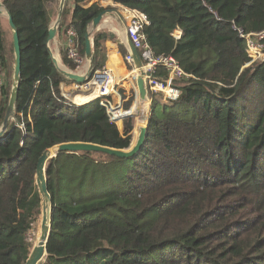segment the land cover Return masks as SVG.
I'll use <instances>...</instances> for the list:
<instances>
[{
	"label": "trees",
	"instance_id": "trees-1",
	"mask_svg": "<svg viewBox=\"0 0 264 264\" xmlns=\"http://www.w3.org/2000/svg\"><path fill=\"white\" fill-rule=\"evenodd\" d=\"M0 1L21 51L20 124L0 138V264H24L34 246L28 232L41 214L38 157L64 142L125 149L133 118L120 129L93 95L72 102L61 95L60 82L73 81L58 72L47 46L60 0ZM86 1L66 0L57 27L82 56L87 27L105 9L83 7ZM114 1L144 13L153 52L173 55L193 77L176 80L180 98L164 116L149 106L145 142L132 157L79 151L48 159L51 224L39 264H264V63L246 65L238 33L264 29V0ZM10 36L0 18V123L12 87ZM111 38L93 32L95 64L105 61ZM133 100L130 94L124 108ZM131 113L138 125L137 100Z\"/></svg>",
	"mask_w": 264,
	"mask_h": 264
},
{
	"label": "built area",
	"instance_id": "built-area-1",
	"mask_svg": "<svg viewBox=\"0 0 264 264\" xmlns=\"http://www.w3.org/2000/svg\"><path fill=\"white\" fill-rule=\"evenodd\" d=\"M124 7V6H123ZM122 8V7H121ZM129 12V19L126 26L127 37L131 39L133 45L138 51L142 61L141 69L144 73L148 101L150 106L155 96L158 97L154 110H158L162 116L165 109L176 104L180 98V88L176 84V80L187 79L193 75L185 72L180 66L177 59L171 54H155L150 47L143 28L148 24L147 17L144 13L137 10H132L124 7ZM68 35L73 36V29H68ZM180 30L176 31V37H179ZM239 36L245 40V51L249 57L246 64L251 65L257 61L264 62V29L244 33L238 31ZM67 58L71 60L76 70L85 62L84 56L80 54L78 49L69 42L66 47ZM124 61L127 65H133L130 50L124 56ZM135 69V68H134ZM134 69L131 71L135 75ZM78 72V71H77ZM165 72V74H161ZM139 75H136V77ZM133 88L136 91L138 99V90L135 79L132 80ZM119 82L114 76L111 69L108 67H98L93 70L91 77L84 83H73V90L86 95H93V99H98L99 103L105 107L111 121L117 126L118 122L122 121L135 108V103L131 109H123L121 103H114L111 99L112 95L117 92ZM92 99V100H93ZM133 117V116H131ZM135 117V116H134ZM159 117V118H160ZM122 126V125H121Z\"/></svg>",
	"mask_w": 264,
	"mask_h": 264
},
{
	"label": "water",
	"instance_id": "water-1",
	"mask_svg": "<svg viewBox=\"0 0 264 264\" xmlns=\"http://www.w3.org/2000/svg\"><path fill=\"white\" fill-rule=\"evenodd\" d=\"M92 1V0H91ZM90 2V1H89ZM93 2V1H92ZM109 6H119L124 8L122 5L116 3L114 0H111ZM65 5V0H60L58 13L54 22L52 23L51 27L48 30V38H47V46L50 41H52L56 36L57 27L62 16L63 8ZM108 6V4L106 5ZM105 9L102 10L98 15L93 18L91 23L88 25L86 33H85V55L84 58L87 62L86 70L83 74H79L75 71L69 70L67 68L61 69L58 66L57 60L55 59L52 51L48 46V53L51 55L52 61L54 66L58 70V72L63 75L65 78L76 82V83H84L86 82L92 75L93 70L96 67L94 55L92 51V34L95 30H98L102 25V20L105 15L110 13H119L115 8L104 7ZM6 14L7 23L12 33V43H13V51H14V68H13V80H12V87L11 92L8 99L7 109L4 113L1 123H0V138L4 136L7 132V128L10 124L14 123L19 125V120L16 116L15 112V102L17 97V91L20 81V71H21V51H20V44L18 40V33L17 29L13 23L12 16L10 13L5 10L4 6L0 1V16ZM128 47L131 53V57L133 59L134 68L139 69V75L135 79L137 90H138V97H143L148 99L146 84L144 80V73L141 69L142 61L138 54L137 49L133 45L130 38L127 37ZM127 116H133L132 113H128ZM152 118L148 119L145 123L140 125L137 128V138L135 141L125 149H116L111 148L108 146H103L94 143L88 142H64L57 145L52 146L51 148L45 149L41 155L38 157L36 165H35V179L38 187V192L41 201V221L39 226V232L37 236V241L33 246L28 258L26 259L24 264H39L44 256L46 255V245L49 238L50 233V216H51V195L48 191L47 187V180H46V172L45 167L48 159L51 157H55L60 152H79V151H93V152H100L106 155L117 157L118 159H127L132 157L135 153H137L140 148L143 146L146 137V129L149 122ZM154 120V119H153ZM133 139V138H132Z\"/></svg>",
	"mask_w": 264,
	"mask_h": 264
},
{
	"label": "crops",
	"instance_id": "crops-1",
	"mask_svg": "<svg viewBox=\"0 0 264 264\" xmlns=\"http://www.w3.org/2000/svg\"><path fill=\"white\" fill-rule=\"evenodd\" d=\"M65 3H66V0H65ZM92 3H94V2H92L91 0H87L85 3L82 4V6L88 7ZM118 12L119 13L113 12V13L107 14V15H105V17L102 20V25L99 28V30L100 29L107 30L110 33V35L112 36V38L105 42V47H106V59H105V61L102 63L101 60H99L98 63L96 64V67H95V68H98L100 66L101 67H108L109 69L112 70L116 79H117V75H122L124 71L128 72L127 69H129V66H130V65H127L125 63L124 56L122 55V53L118 47V43H120L123 45L124 49L127 52L129 50L128 43H127V34H126V26H127V22L129 19V12H128V10H125L124 8H121V7H119ZM55 18H54V20H55ZM54 20H53V22H54ZM69 42H70V40H68V38L63 33L56 31L55 38L48 43V46H49L50 50L52 51L55 59L60 64L62 62L61 52L66 53V47H67V44ZM61 65L64 68H67L65 65H63V64H61ZM86 65H87V62L85 60V62L79 67L78 70L75 71L76 68L74 70L69 69V68H67V69L75 71V72L78 71L77 73L83 74L86 70ZM131 71L128 73L133 75V73H131ZM121 82H123V83H121ZM73 83L72 82L67 83L66 81H61L60 85H59L61 95L64 96L68 102L71 100L76 101L79 99V96L81 97V96L86 95L85 93L83 94L81 92L74 91L72 88ZM127 83H129L130 88H132V90H133L132 93H130V94L133 95V92H134V97L137 100V96L135 95L137 93L133 88L132 80L129 78H124V79L120 80V83L117 86V92H115L111 97V99L114 103H121V105L123 106L122 107L123 109H125L124 103L130 97L129 96L130 95L129 90H128L129 85H127ZM122 92L125 94V97H123ZM136 100H135V102H136ZM133 102H134V100H133ZM132 106H133V103H132ZM151 107H155V105L153 104V105H151ZM129 109H131V108H129ZM125 110H127V109H125ZM165 114H166V112L164 110L162 116H164ZM130 133H131V136L133 138L132 131Z\"/></svg>",
	"mask_w": 264,
	"mask_h": 264
},
{
	"label": "rangeland",
	"instance_id": "rangeland-1",
	"mask_svg": "<svg viewBox=\"0 0 264 264\" xmlns=\"http://www.w3.org/2000/svg\"><path fill=\"white\" fill-rule=\"evenodd\" d=\"M93 2H98V3H100L103 7H109V8H115V9H117V10H119V6H106L104 3H103V1H101V0H92ZM0 18H1V21L3 22V26L5 27V30H6V33H7V37H8V40L10 41L11 40V36H10V33L11 32H9V27H8V24H7V17H6V14L4 13V15H2V16H0ZM96 31V30H95ZM260 63H264V62H261V61H257V62H255V63H253V64H251V65H255V64H260ZM61 64H63V65H65L64 63H63V60H62V62H61ZM66 66V65H65ZM249 66V65H248ZM67 68H69L68 66H66ZM70 69V68H69ZM134 69V66H132V68L130 69H127L128 70V72H130L131 70H133ZM9 71H11V82H12V80H13V68H11V67H9ZM4 75H5V73L4 74H1L0 75V84H1V82H3V77H4ZM127 78H129V79H131V80H134L135 79V75H132V74H129L128 76H127ZM120 83V82H119ZM121 83H123V82H121ZM127 85H129V83H127ZM128 90H129V94L133 91L132 90V88H130V85H129V88H128ZM133 95H134V92H133ZM130 96V95H129ZM135 100H136V98L134 97V102H135ZM72 101V100H71ZM71 101H69V102H71ZM74 101V100H73ZM115 101V100H114ZM134 102H133V104H134ZM148 105L150 106V104H149V101H148ZM132 107V106H131ZM133 118V130H132V133H133V139H132V143L135 141V139L137 138V128H138V125H137V123H136V120H137V118L136 117H132ZM159 119V118H158ZM157 119V120H158ZM154 120H156V119H154ZM123 122V121H122ZM118 127L121 129V121H119L118 123ZM36 186H37V183H36ZM37 189H38V187H37ZM40 209H41V207H40ZM40 221H41V214H40V216L38 217V221H37V223H36V227L34 228V229H31L29 232H28V236H27V241H30L33 245H35V243H36V241H37V236H38V232H39V226H40Z\"/></svg>",
	"mask_w": 264,
	"mask_h": 264
},
{
	"label": "bare ground",
	"instance_id": "bare-ground-1",
	"mask_svg": "<svg viewBox=\"0 0 264 264\" xmlns=\"http://www.w3.org/2000/svg\"><path fill=\"white\" fill-rule=\"evenodd\" d=\"M57 63L61 69H64L63 66L59 62H57ZM134 71L136 72L135 73V79H136L137 78L136 75L138 74L139 69L136 68V69H134ZM137 101H138V103H140L141 119H140L139 124H138V126H140L148 120L149 105H148V99H146V98L139 96Z\"/></svg>",
	"mask_w": 264,
	"mask_h": 264
}]
</instances>
